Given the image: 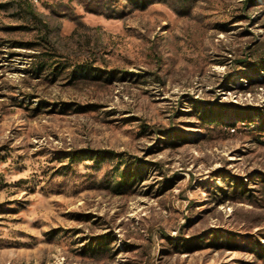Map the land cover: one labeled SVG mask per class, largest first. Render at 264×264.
Listing matches in <instances>:
<instances>
[{
  "label": "rangeland",
  "instance_id": "rangeland-1",
  "mask_svg": "<svg viewBox=\"0 0 264 264\" xmlns=\"http://www.w3.org/2000/svg\"><path fill=\"white\" fill-rule=\"evenodd\" d=\"M0 264H264V0H0Z\"/></svg>",
  "mask_w": 264,
  "mask_h": 264
},
{
  "label": "trees",
  "instance_id": "trees-1",
  "mask_svg": "<svg viewBox=\"0 0 264 264\" xmlns=\"http://www.w3.org/2000/svg\"><path fill=\"white\" fill-rule=\"evenodd\" d=\"M68 67L66 65H57L54 67V72L57 71H64ZM92 69H89L88 67L80 66L76 68L75 72H79L82 76H88L91 74ZM95 71V70H94ZM97 71V70H96ZM97 74V73H96ZM98 76V75H96ZM117 155L115 153L109 152V151H96V152H90L86 153L85 151H75L68 154V159L70 162H82L85 159H91L96 162V164H102L106 162L109 159H113ZM118 163L123 165V161H119ZM137 175L127 173L126 170L119 171L117 174H115L113 180L115 179L116 182L112 183L111 189L115 194L121 195L124 194L125 190H127V187L131 182L136 180Z\"/></svg>",
  "mask_w": 264,
  "mask_h": 264
}]
</instances>
